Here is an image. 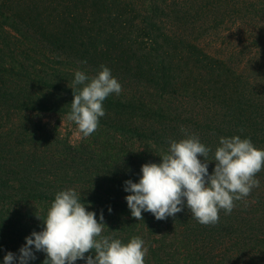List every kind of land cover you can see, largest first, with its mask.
<instances>
[{
  "label": "trees",
  "instance_id": "trees-1",
  "mask_svg": "<svg viewBox=\"0 0 264 264\" xmlns=\"http://www.w3.org/2000/svg\"><path fill=\"white\" fill-rule=\"evenodd\" d=\"M102 65L122 91L105 99L92 135L72 144L36 119L66 117L74 72L95 76ZM181 127L212 149L209 160L220 137L264 150V0H0V264L44 230L56 193L67 189L98 222L103 214L102 235L141 237L145 264H264V169L214 225L197 222L186 201L164 220L131 216L125 182L160 163L169 140L185 138ZM166 228L183 255L153 246ZM222 249L224 260L214 261ZM32 251L28 264H44L46 253ZM88 255L94 250L75 264Z\"/></svg>",
  "mask_w": 264,
  "mask_h": 264
},
{
  "label": "clouds",
  "instance_id": "clouds-1",
  "mask_svg": "<svg viewBox=\"0 0 264 264\" xmlns=\"http://www.w3.org/2000/svg\"><path fill=\"white\" fill-rule=\"evenodd\" d=\"M70 88L74 99L66 119L77 126L76 134L84 139L99 128L100 118L105 115V99L113 93L119 95L122 86L111 70L102 65L95 76L76 70ZM180 131L185 138L170 139L167 150L158 155L160 163L142 165L138 183L125 182V191L131 193L126 196L127 206L137 221L143 220L142 212L164 220L183 211L186 201L197 222L214 225L219 222L221 210L230 214L236 201L259 186L256 175L264 169V150L238 135L220 137L219 146L209 160L212 149L201 143L196 134L183 127ZM211 161L215 167L209 174ZM103 220L102 213L98 222L96 213L87 210L81 194L72 189L59 191L43 220L44 230L25 238L18 258L8 252L4 264H14L16 259L19 264H28L36 258L33 246L37 252L46 253L44 264H75L78 259L85 260V254L93 250L95 256L88 255L86 264H145L148 249L144 240L133 236L122 243L120 239L102 235Z\"/></svg>",
  "mask_w": 264,
  "mask_h": 264
},
{
  "label": "rangeland",
  "instance_id": "rangeland-1",
  "mask_svg": "<svg viewBox=\"0 0 264 264\" xmlns=\"http://www.w3.org/2000/svg\"><path fill=\"white\" fill-rule=\"evenodd\" d=\"M37 120H42L43 123H47L49 127H58V131L62 137L68 136L69 141L74 144L80 137L76 134L77 126L73 122H69L65 116H61L58 114H50V113H39L36 115ZM174 231L169 228L160 229L158 231L157 238L152 239L153 246H165L168 248L169 252H174L176 255H183L182 249H180V244L177 240H174ZM162 236L165 238L162 241ZM197 241V240H196ZM193 242L194 248L198 249L200 252H204L208 250V245L202 242ZM178 255V256H179ZM212 258L216 262H221L222 259L224 260V250L221 251L216 250L214 251ZM164 264H175L174 262H165Z\"/></svg>",
  "mask_w": 264,
  "mask_h": 264
}]
</instances>
